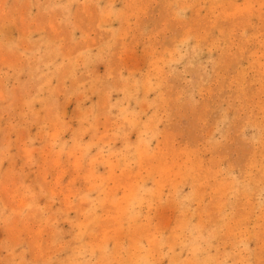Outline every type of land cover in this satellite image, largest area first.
<instances>
[{
  "label": "rangeland",
  "instance_id": "1",
  "mask_svg": "<svg viewBox=\"0 0 264 264\" xmlns=\"http://www.w3.org/2000/svg\"><path fill=\"white\" fill-rule=\"evenodd\" d=\"M0 264H264V0H0Z\"/></svg>",
  "mask_w": 264,
  "mask_h": 264
}]
</instances>
